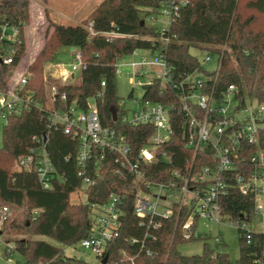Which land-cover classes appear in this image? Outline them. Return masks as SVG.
<instances>
[{"label":"trees","instance_id":"16d2710c","mask_svg":"<svg viewBox=\"0 0 264 264\" xmlns=\"http://www.w3.org/2000/svg\"><path fill=\"white\" fill-rule=\"evenodd\" d=\"M156 6L154 0H102L82 24L66 26L50 20L52 33L28 67L31 76L26 88L35 93L38 101L44 102L45 65L55 61L62 46L80 49L86 65L81 72V83L59 84L56 107L75 105L86 109L88 100L95 97L102 124L122 130L135 152L154 133V127L121 122L120 101L115 87L116 63L135 49L155 51L161 48L177 79L203 68L199 57L190 51L191 47L222 55L217 79L207 81L208 87H214L219 97L229 85L235 84L241 100L249 98L264 104V0H188L166 32L169 38L166 43L158 41V27L146 22L148 14ZM30 19V0H0V27L5 25L18 30L15 40L8 36V32L6 35L0 33V91L6 88L25 54L24 33ZM112 32L118 36L107 35ZM121 34L125 36L121 37ZM10 48H14L15 53L12 62L6 63L3 57ZM102 81L106 82L104 87ZM160 87V81L147 86L144 97L178 105L174 90L168 89L161 94ZM61 93H66L63 102L59 101ZM112 106L117 107L116 122L112 119ZM171 123L172 136L158 150H167L169 160L160 158L158 152L152 162L142 165V170L154 182L174 181L182 185L183 178L189 173L194 150L186 146L184 117L175 109L171 111ZM49 124L48 112L38 107L16 116L9 114L4 122L0 148V217H3L0 234L6 235V243L13 235L21 236L13 241L26 264H90L66 256L63 249L48 238L66 246L80 243L91 234V204L107 201L111 193L125 194L129 182L114 173V155L106 153L100 176L85 190L87 202L73 203L71 195L84 182L77 163L78 139L65 134L61 128H51ZM44 134L48 135L47 150L52 163L62 176L54 180L49 190L42 188L35 169L13 167L20 156L39 147ZM260 138L264 146V130L260 132ZM254 149L249 145L245 153L248 171L255 168L249 159ZM245 154L240 153V158ZM207 155L212 158L208 149L197 153L192 175L198 173L205 163L212 162ZM239 171V168H232L225 175L228 191L220 203L231 219L251 221L256 213V196L254 192L242 193L235 179ZM193 184L191 180L190 186ZM207 184L208 181L200 183L203 187ZM124 199L119 237L106 249L109 260H120L121 253L126 251L136 256V264H264L262 233H254L251 242L241 234L240 254L236 261H232L225 252L208 249L202 254L188 256L177 248L178 243L197 237L194 225L192 236L184 238L182 224L189 214L187 206L180 213L175 206L170 217L158 216L159 227L151 228L146 235V227L140 224L134 212V196L125 194ZM5 207L7 211L3 210ZM130 237L136 238L137 242L130 244ZM148 251L152 254L148 255ZM256 259L261 262L257 263Z\"/></svg>","mask_w":264,"mask_h":264},{"label":"built area","instance_id":"2783aa9c","mask_svg":"<svg viewBox=\"0 0 264 264\" xmlns=\"http://www.w3.org/2000/svg\"><path fill=\"white\" fill-rule=\"evenodd\" d=\"M154 1L157 2V6L148 14L146 22L158 27L160 35L157 39L166 43L169 41L166 32L180 16L181 9L188 4V0ZM8 29H10L8 36L15 40L18 35L15 27L7 28L3 25L2 28L0 27V33L6 35ZM107 35L118 36L114 32L107 33ZM123 36L125 35L121 34V37ZM140 50L135 49L130 55H139ZM153 52H156L153 60H147L143 56L139 62L130 63L132 70L128 73L129 79L132 84L142 85L144 91L147 86H153L156 81H160V93L164 94L168 89L174 90L178 105L157 102L145 98L144 94L140 100L130 95L132 103H140V108L127 109L125 102L121 101V122L154 127V133L137 152L133 151L122 130L119 131L113 126L102 124L95 97L88 100L86 109H80L75 105L67 108L56 107L59 98V84L74 85L72 81L86 66L82 60L81 50L78 48L73 50L71 62L58 67L60 69L58 79L46 81L44 102L38 101L35 93L26 88L29 80L27 74L22 72L18 77H13L11 85L0 91V114L6 120L9 114L20 115L33 107L45 109L48 112L51 128H61L65 134L78 139L77 163L80 167L79 175L84 177V182L77 191L84 188L85 192L87 187L94 184L95 178L100 176L106 153H110L114 155L116 164L114 173L129 182L125 194L134 196V212L140 224L146 227V235H149L151 228L159 227L158 216L170 217L175 206L178 207L179 213L187 206L189 214L182 228L185 232L184 238L188 239L192 236L195 220L199 217L219 222L218 213L224 212L220 200L228 191L225 175L232 168L240 169L235 174V179L242 193L254 192L256 196L258 192H264V187L260 186L264 182V146L260 138V132L264 130V104L259 103V108L256 110L251 108L255 101L249 98L241 100L235 84L229 85L219 97L216 96L214 87H208L207 81L217 79L222 55H217V67L214 71L199 69L206 73V79L192 80V74L198 69L177 79L163 50L157 48ZM14 53L15 49L10 48L9 53L3 57L4 62L11 63ZM124 58L125 56L121 57L116 63V76L122 75L123 66L128 64ZM205 61H211V54L206 56ZM101 85L104 87L106 82L102 81ZM65 99L66 93H61L59 101L63 102ZM232 100L238 102L239 109L229 112L223 104ZM172 109L183 115L187 137L186 146L194 150L189 173L183 178L182 185H177L174 181L154 182L142 170V165L152 162L158 152L160 158L169 160L167 150H158L172 136ZM47 143L48 135L44 134L39 147L31 149L28 154L20 156L15 162L19 170L35 169L39 182L45 190L53 187L55 179L62 178L52 163ZM249 145L255 147L249 157L255 165L252 171H248L245 162L247 159L245 153ZM202 149H208L211 152L212 158L207 156L212 162L205 163L198 173L192 175L196 155ZM240 153L245 154L243 158H240ZM89 172L92 174L90 175ZM174 175L178 174L174 172ZM191 180L195 184L190 186ZM205 181H208L207 187L201 186L200 183ZM152 188L158 189L157 194H152ZM176 192L181 194V198L159 210L160 201L173 198ZM125 194L111 193L107 201L91 204L93 211L91 234L82 239L79 244L96 254L98 264H103L102 261L106 256L105 264H136L134 261L136 256L126 251L121 253L120 260H109V255L106 253L108 244L119 237ZM262 209L263 206L260 205L256 211ZM3 210L7 211V208ZM2 220L3 217H0V223ZM245 220H237L236 224L247 242L252 241L254 233L264 235V231L248 230ZM128 241L132 245L137 242L134 237L128 238ZM215 241L221 244L222 237L217 236ZM6 245L8 252L15 250L13 240L7 242ZM147 254L152 253L148 251ZM256 262L261 261L256 259Z\"/></svg>","mask_w":264,"mask_h":264},{"label":"rangeland","instance_id":"374dc122","mask_svg":"<svg viewBox=\"0 0 264 264\" xmlns=\"http://www.w3.org/2000/svg\"><path fill=\"white\" fill-rule=\"evenodd\" d=\"M102 0H30L31 2V14L32 20L30 19L29 24L25 28V44L26 51L22 57L19 68L24 67L28 62L32 63L37 53L41 50L42 46L49 38L52 33L53 28L49 26V21H57L66 26H76L82 24L85 21V18L91 13V11L101 2ZM89 22L88 24H90ZM10 34V29L7 30ZM75 48H73L74 50ZM190 51L197 55L201 61L204 71H214L217 67V55L211 54L206 49L191 47ZM208 54H211V61L206 62L205 58ZM156 55V52H153L149 49H141L139 55L125 56V60L128 63L122 68V75L116 76L115 87L116 94L119 98V101L125 102V107L127 109H132L134 107L140 108V103H132L130 95H133V98L140 100L144 94V87L142 85L132 84L129 79L128 73L132 70V62H139V60L144 56L147 60H153ZM72 61V47L62 46L58 53L56 54L55 61L52 63H69ZM50 63H48L44 69H48ZM17 68V67H16ZM18 68V69H19ZM17 69V70H18ZM202 70L195 71L192 74V80L197 78L206 79L207 75ZM19 71L14 70L8 85H11L13 82V77H18L20 75ZM29 77L31 74L27 70L23 72ZM45 73V70H44ZM70 81H68L69 83ZM74 85L81 83V73L77 74V78L72 81ZM7 85V86H8ZM6 86V87H7ZM91 103L93 101L91 100ZM229 112H234V110L239 109L238 102L235 100L230 101L229 103L223 104ZM251 108L258 109L259 103L254 102L251 105ZM239 116L241 114H238ZM242 116V115H241ZM5 118L0 114V148L3 144V126ZM14 169H17L16 164L13 163ZM264 187V182L260 184ZM158 189L152 188V194H157ZM163 195V194H162ZM152 198V197H151ZM181 198L179 192L175 193L173 198H169L166 201H160L159 210H162L164 206H169L174 201H177ZM71 201L73 203L87 202V196L84 192V188L73 193L71 195ZM256 208L258 206H263L261 211L257 210L253 219L245 220L246 228L251 231L261 232L264 231V192H258L255 197ZM219 222L215 220H209L199 217L195 221V234L196 238L186 240L178 243L177 248L184 255H196L202 254L205 249L214 251V252H225L228 254L229 258L232 261H236L240 254V236L241 233L237 227V220L231 219L229 214L226 212L218 213ZM6 236V235H5ZM5 236L0 235V264H23L24 257L17 250H13L7 253V245L5 242ZM217 236L222 237V243L217 244L215 238ZM21 236H11L10 240H15ZM36 238V236H32ZM48 240L61 247L66 256L80 259L89 262L90 264H98L99 260L96 254L92 250L83 248L79 243L76 245H63L59 242L48 238Z\"/></svg>","mask_w":264,"mask_h":264},{"label":"crops","instance_id":"0c3cea01","mask_svg":"<svg viewBox=\"0 0 264 264\" xmlns=\"http://www.w3.org/2000/svg\"><path fill=\"white\" fill-rule=\"evenodd\" d=\"M30 12H31V2H30ZM31 20H32V14H31ZM72 52H73V48H72ZM21 61H20V63H21ZM20 63L18 64V66L16 68V71H19V72H25V70H27V68L31 64V63L28 62L24 67H22L20 69L19 68ZM62 64H67V63H52V62H50V65H49L48 69H44L45 70V73H44V76H43L44 85H45L46 81H50V80H54V79L56 80V78L58 79V77L60 76V73H59L60 72V69L58 67H61ZM54 67L56 69H53ZM45 90H46V85H45Z\"/></svg>","mask_w":264,"mask_h":264},{"label":"water","instance_id":"95a60500","mask_svg":"<svg viewBox=\"0 0 264 264\" xmlns=\"http://www.w3.org/2000/svg\"><path fill=\"white\" fill-rule=\"evenodd\" d=\"M142 23H144V21ZM111 113H112L113 121H117L118 120V112H117V107L116 106H112L111 107ZM106 261H107V256L103 259L102 263L105 264Z\"/></svg>","mask_w":264,"mask_h":264}]
</instances>
